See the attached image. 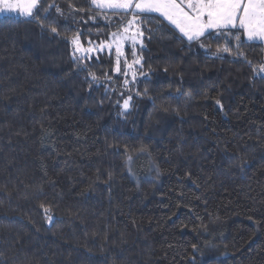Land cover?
Segmentation results:
<instances>
[{
  "label": "trees",
  "instance_id": "obj_1",
  "mask_svg": "<svg viewBox=\"0 0 264 264\" xmlns=\"http://www.w3.org/2000/svg\"><path fill=\"white\" fill-rule=\"evenodd\" d=\"M41 2L59 35L0 17V264H264V44L189 49L145 21L136 80L105 50L93 82L65 38L106 40L118 15Z\"/></svg>",
  "mask_w": 264,
  "mask_h": 264
},
{
  "label": "snow or ice",
  "instance_id": "obj_2",
  "mask_svg": "<svg viewBox=\"0 0 264 264\" xmlns=\"http://www.w3.org/2000/svg\"><path fill=\"white\" fill-rule=\"evenodd\" d=\"M90 6L101 13L112 12L118 15L120 24L117 31L111 32L105 41L88 39L86 41L88 47H85L84 42L81 41L83 32H77L70 39L65 38L66 42L72 45V59L79 71L88 72L85 61L91 59V54L95 53L98 56L99 53L107 50L111 55L114 50L115 72L124 76L131 73L134 82L137 76L136 66L142 67L136 49L138 44L143 47L142 26L145 21L148 23L155 21L158 28L163 27L166 21L171 26V30L178 33L176 39L186 43L189 49L193 44L206 48L205 40L213 36L223 37L226 43L234 41L237 55L243 56L244 53L240 49L245 40L264 42V0H90ZM69 7L73 6L69 5ZM52 8L58 13L61 12L54 3L45 6L41 0H0V15L18 13L26 19L37 22L42 30L50 29L53 34L59 35L57 27L53 26L56 24L55 20H50L47 25L44 23L48 20ZM73 11H83V9L73 8ZM41 13L44 15L41 16ZM101 18L107 22V26L111 25L110 16L104 15ZM89 19L95 22L97 17L90 16ZM125 44L129 45L133 56L130 63L123 50ZM230 51L228 46L217 48V53H230ZM254 72L259 78L264 79V65L254 69ZM88 75L93 82L97 81L95 73L88 72ZM141 75L146 74L141 73ZM128 83L126 79L124 86L127 87ZM120 96L123 97L124 93L121 92ZM132 99L131 95L123 99L121 107L124 111L130 108ZM117 104H120L119 100ZM44 211L47 213L49 209L45 207ZM48 219L51 222L54 217L49 216ZM193 248L195 249L196 245H193Z\"/></svg>",
  "mask_w": 264,
  "mask_h": 264
},
{
  "label": "rangeland",
  "instance_id": "obj_3",
  "mask_svg": "<svg viewBox=\"0 0 264 264\" xmlns=\"http://www.w3.org/2000/svg\"><path fill=\"white\" fill-rule=\"evenodd\" d=\"M5 16H8V17H23V16H21V15H19L18 13H10V14H4V15H0V17H5ZM109 38V37H108ZM107 38V39H108ZM106 39V40H107ZM102 41H105V40H102ZM263 44H264V42H262ZM139 45V44H138ZM125 46V45H124ZM123 50H124V48H123ZM113 54H114V56H115V52H114V50H113Z\"/></svg>",
  "mask_w": 264,
  "mask_h": 264
}]
</instances>
